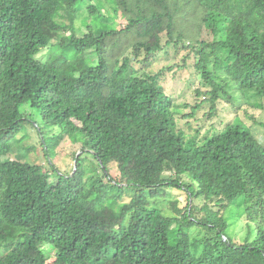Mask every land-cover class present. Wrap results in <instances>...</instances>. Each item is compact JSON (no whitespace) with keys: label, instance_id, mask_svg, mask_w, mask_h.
<instances>
[{"label":"trees","instance_id":"trees-1","mask_svg":"<svg viewBox=\"0 0 264 264\" xmlns=\"http://www.w3.org/2000/svg\"><path fill=\"white\" fill-rule=\"evenodd\" d=\"M108 4L125 25L103 22ZM170 48L194 58L199 104L151 71ZM239 98L264 111V0H0V264H264L261 113ZM207 106L233 122L194 127ZM65 135L87 150L71 174ZM167 188L186 198L170 213L150 204Z\"/></svg>","mask_w":264,"mask_h":264},{"label":"rangeland","instance_id":"rangeland-1","mask_svg":"<svg viewBox=\"0 0 264 264\" xmlns=\"http://www.w3.org/2000/svg\"><path fill=\"white\" fill-rule=\"evenodd\" d=\"M104 15L108 18L103 22H107L108 25L112 24L115 28H120L121 26L125 25L126 22L124 21L123 17L121 16H115L114 12L111 11V5L108 4L107 10H103ZM80 23V20H78L77 24ZM44 54H40L38 58H41V56ZM193 56V55H192ZM94 53H89V55H83L81 56L77 61L82 67H89L90 65H93L96 62V58H94ZM194 64L195 60L194 58L188 59V52L183 50H178L174 48H170L165 54H163L159 61L153 66L151 71L153 73H161L162 76V83L164 87L167 90V93L170 94L179 104H191L195 105V103L199 104L201 100L196 97L194 91L198 87V80L195 76V70H194ZM134 67L137 69H140L141 66H139L137 63L133 64ZM184 67L183 70H180V67ZM170 68H173L171 70ZM249 100H242L239 98L237 101H233V104L241 109L248 108L251 112L254 111V113H261L259 116L260 124L254 126V132L257 135L258 139H260L264 143V111L261 110H254L253 107L248 105ZM254 100H251L253 102ZM229 110V106H226ZM191 109H186V113H190ZM210 112L209 106L204 107L202 111L197 116L196 120H191L194 127H202V128H210L212 125H214L218 129H223L227 123L233 122L234 119V111L233 109H230L229 112H225L221 114V116H224L221 118H213L210 119L205 116V114H208ZM23 113L27 116L33 117L36 121H40L39 124H41L40 120V113L36 111L35 109H32L31 107L23 108ZM240 114L241 113H237ZM244 115V114H243ZM205 116V117H204ZM243 121H247L249 125H253V122L246 118L245 116L241 117ZM56 141V140H55ZM60 144L55 147L53 150L54 157V163L57 168H59L63 173L66 174L68 172L69 174L73 173V170L76 169V158L78 155L82 156L83 154H87V150L85 153H83V145L82 143L75 144L71 141V139L68 137V135H65V138L59 142ZM42 160L41 156L38 155V158ZM87 156H83V158H86ZM13 159V158H12ZM15 159V157H14ZM89 161H94L91 157ZM42 162H45L42 160ZM116 166L114 167L113 173L115 176L119 174L118 170H116ZM90 169H93L90 167ZM118 169V168H117ZM112 171V169H111ZM167 194L170 193L168 196H165L163 199H153L150 200L151 205H160L162 209L165 210V212L170 213L169 205L175 201L176 199H180L182 201V205H185V194H182L176 190L172 189H166ZM133 199V194L127 193L117 201L115 205V210L120 212L122 210H126V212H129V214L132 212V210L129 209L131 206ZM250 201L248 200H240L237 202V204L233 205V207L230 209V212L228 213L229 218L227 219L229 223V230L233 233L236 232L239 234L240 230L244 228L246 225V208L249 205ZM181 206V205H180ZM246 228V227H245ZM245 230V229H244ZM235 235V233H234ZM243 237V235H242ZM240 237V238H242ZM239 238V236H238Z\"/></svg>","mask_w":264,"mask_h":264},{"label":"clouds","instance_id":"clouds-1","mask_svg":"<svg viewBox=\"0 0 264 264\" xmlns=\"http://www.w3.org/2000/svg\"><path fill=\"white\" fill-rule=\"evenodd\" d=\"M86 152V150H83V153H85ZM80 155H78L77 157H79Z\"/></svg>","mask_w":264,"mask_h":264}]
</instances>
